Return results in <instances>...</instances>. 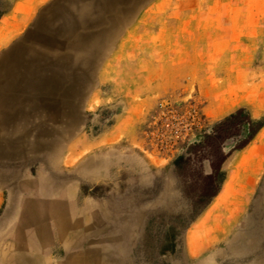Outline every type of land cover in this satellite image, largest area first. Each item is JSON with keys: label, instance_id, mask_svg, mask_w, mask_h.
I'll use <instances>...</instances> for the list:
<instances>
[{"label": "rangeland", "instance_id": "obj_1", "mask_svg": "<svg viewBox=\"0 0 264 264\" xmlns=\"http://www.w3.org/2000/svg\"><path fill=\"white\" fill-rule=\"evenodd\" d=\"M8 4L0 264H264V151L248 146L264 125L250 114L264 110V0ZM239 109L262 125L223 163L225 194L196 222L193 249L188 237L170 248L160 216H188L211 172L176 160ZM232 172L253 176L245 201Z\"/></svg>", "mask_w": 264, "mask_h": 264}, {"label": "trees", "instance_id": "obj_2", "mask_svg": "<svg viewBox=\"0 0 264 264\" xmlns=\"http://www.w3.org/2000/svg\"><path fill=\"white\" fill-rule=\"evenodd\" d=\"M8 5V0H0V21L6 14ZM261 125L262 123H259L257 127L252 128L250 116H247L244 109H239L215 124L209 132L203 135L201 140L192 142L188 147L187 155H181L176 160L177 163L192 162L193 164L207 160L210 162L211 172L202 181L200 193L193 201V210L188 216L175 214L170 216L168 220H166V215L160 216V221L163 225L168 223L164 242L170 240V248L181 246L187 229L220 192L225 178L224 172H221V168L226 158L234 149L245 146ZM244 131H247V137L239 140L229 151H225L224 142L228 138L238 137ZM219 176L221 177L219 178ZM165 246L166 244H163L159 248L160 254H163L166 250Z\"/></svg>", "mask_w": 264, "mask_h": 264}, {"label": "crops", "instance_id": "obj_3", "mask_svg": "<svg viewBox=\"0 0 264 264\" xmlns=\"http://www.w3.org/2000/svg\"><path fill=\"white\" fill-rule=\"evenodd\" d=\"M238 99L239 98L235 99V101L238 100ZM250 114H251V117L253 119H261L264 116V110H261L258 106H254V107H252V110H251ZM251 143H256V145L258 146L259 150L260 151H264V125L262 126V128L260 129V131L256 134V136L254 137V139L248 144V146ZM245 148H243V149H245ZM254 149H255V147H252L248 152L250 153ZM237 151H241V150H237ZM244 160H246V158H244ZM226 162H227V160L224 162V165L226 164ZM236 179H237L236 175L232 172V174L230 175L229 181L234 182V184H233V187L230 189V192L235 191L236 192V196L239 199H243V201H245V199H247V198L250 197V194L252 192V187H253L252 184L254 182L253 176L252 175H246V178H244V180H242V178L239 177V179L235 182ZM226 182H227V179L225 180L222 189L220 190V192L218 193V195L214 199L219 198L221 195H223V193L225 194V191H226V187H225ZM213 203L214 202L212 201V203L190 225V227L187 229L186 233L184 234V240H185V237L186 238L188 237V246L190 248V251L194 247V244H193V241H194L193 236H194V234L196 233V231L198 229V228H195L196 222L200 218H202L205 215V213H207V211L210 209V207H211V205ZM221 208L222 207L219 206V207L215 208V210H214V216L218 220V221H216V224L218 225V227L220 226V224H224V223H222L223 215H222V212H221ZM217 229L218 228H216V230ZM198 231H199V229H198ZM198 246L199 247H202V245H198ZM192 255H194V254L192 253ZM201 259H202L201 262L202 263H205L207 261V259H209V258H207L206 256H204Z\"/></svg>", "mask_w": 264, "mask_h": 264}, {"label": "bare ground", "instance_id": "obj_4", "mask_svg": "<svg viewBox=\"0 0 264 264\" xmlns=\"http://www.w3.org/2000/svg\"><path fill=\"white\" fill-rule=\"evenodd\" d=\"M96 3H97V2H96ZM13 54H14V53H13ZM16 55H17V54H15V57H16ZM16 58L19 59V57H16ZM20 60H21V59H20ZM20 60H19V61H20ZM29 61H30V60H29ZM18 63H19V62H18ZM20 64H23V63H20ZM17 66H18V65H17ZM19 67H20V66H19ZM36 68H38V67H36ZM17 69H18V68H17ZM19 69H20V68H19ZM25 69H26V68H25ZM47 69H48V67H47ZM26 70H27V69H26ZM19 72H20V71H19ZM54 72H55V71H54ZM14 75H15V74H14ZM33 77H34V76H33ZM44 77H45V76H44ZM44 77H43V78H44ZM17 78H19V77H17ZM23 78H24V77H23ZM23 78H22V79H23ZM40 78H41V77H40ZM50 78H51V77H50ZM46 79H47V78H46ZM50 80H51V79H50ZM50 80H49V81H50ZM42 82H43V81H42ZM49 83H50V82H49ZM41 84H42V83H41ZM14 85H15V84H14ZM20 86H21V85H20ZM41 87H42V86H41ZM18 88H19V87H18ZM42 88H43V87H42ZM24 89H25V88H24ZM40 90H41V89H40ZM10 91H12V90H10ZM24 91H26V90H24ZM4 94H5V93H4ZM15 94H17V93H15ZM7 95H8V94H7ZM9 95H10V94H9ZM4 98H6V97H4ZM39 98H40V97H39ZM7 99H8V98H7ZM8 103H9V102H8ZM15 107H16V106H15ZM48 107H49V106H48ZM14 109L16 110V108H14ZM12 110H13V109H12ZM24 110H25V109H24ZM37 110H38V109H37ZM20 112H21V111H20ZM5 115H6V114H5ZM10 118H11V117H10Z\"/></svg>", "mask_w": 264, "mask_h": 264}, {"label": "water", "instance_id": "obj_5", "mask_svg": "<svg viewBox=\"0 0 264 264\" xmlns=\"http://www.w3.org/2000/svg\"><path fill=\"white\" fill-rule=\"evenodd\" d=\"M241 137H247V132L245 133V131L242 133V135H241ZM229 141H227V143H228ZM229 144V143H228ZM225 151H228V150H226V148H225Z\"/></svg>", "mask_w": 264, "mask_h": 264}]
</instances>
